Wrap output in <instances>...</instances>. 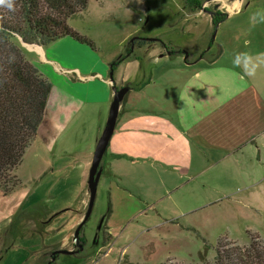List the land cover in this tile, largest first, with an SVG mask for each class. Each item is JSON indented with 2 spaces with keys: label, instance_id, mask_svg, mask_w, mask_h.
<instances>
[{
  "label": "rangeland",
  "instance_id": "rangeland-1",
  "mask_svg": "<svg viewBox=\"0 0 264 264\" xmlns=\"http://www.w3.org/2000/svg\"><path fill=\"white\" fill-rule=\"evenodd\" d=\"M201 1L191 11L184 0H89L68 23L94 50L56 41L43 46V59L16 41L53 92L41 134L15 171L19 187L0 191V264H50L71 223L86 214L82 196L71 206L63 203L80 187L79 164L92 162L113 83L130 88L116 130L128 120L145 126L137 147L117 158L111 157L112 136L80 234L84 249L75 245V254L60 255L55 264H218L219 240L225 254L264 263V117L236 121L229 109L243 98L241 91L264 96V62L251 76L233 63L237 53L264 61V22L252 20L264 0H244L235 12L223 11L242 0ZM215 6L227 14L217 26L208 13ZM132 38L155 42L118 62ZM179 50L192 57L184 60ZM214 59L215 82L206 83L197 73ZM208 107L215 116L207 115ZM107 162L114 165L110 174ZM87 179L84 174L85 186ZM102 224L110 235L104 245ZM108 244L114 251L105 256Z\"/></svg>",
  "mask_w": 264,
  "mask_h": 264
},
{
  "label": "trees",
  "instance_id": "trees-1",
  "mask_svg": "<svg viewBox=\"0 0 264 264\" xmlns=\"http://www.w3.org/2000/svg\"><path fill=\"white\" fill-rule=\"evenodd\" d=\"M184 2L185 8L191 11L202 6L201 0ZM88 3L89 0H15L14 10L0 6V191L4 194L14 192L20 185L15 171L38 135L53 89L16 41L45 46L69 39L94 50V43L68 23L84 11ZM226 16L221 13L216 21H224ZM130 55L131 52H127L118 62ZM101 229L104 233L103 224ZM255 240L252 238L250 251L255 247ZM85 243V238L79 235L77 248L84 247ZM225 248L219 240L215 247L218 264H249L232 254V250L225 254ZM207 252L208 249L199 255L202 260ZM168 264H173L170 259ZM259 264L264 263L260 260Z\"/></svg>",
  "mask_w": 264,
  "mask_h": 264
},
{
  "label": "crops",
  "instance_id": "crops-1",
  "mask_svg": "<svg viewBox=\"0 0 264 264\" xmlns=\"http://www.w3.org/2000/svg\"><path fill=\"white\" fill-rule=\"evenodd\" d=\"M243 1L244 0L240 1L237 7L225 8L223 12H227V11L228 12H235V11H237V9L240 8V6H241ZM59 41H72V40L62 39V40H59ZM73 43H75V42H73ZM75 44H77V43H75ZM77 45L83 46V45H80V44H77ZM83 47H86V46H83ZM39 48L41 50L37 51V52L41 54V57L43 59H45L44 53L46 54V51H44L43 46H40ZM179 54L182 55L184 60H189L192 57L190 55L188 57H184V55L181 52H179ZM176 55H174V56H176ZM174 56H172V58ZM203 56L204 55H201L200 59L201 58L202 59L197 61L196 62L197 64H199V63L204 61L203 60ZM30 61L33 62L36 65V67H37L38 63H37V61H35V59L33 57L30 58ZM187 62H188V65H194L195 64L194 61H187ZM197 76H199L202 80L204 79V81L206 83L215 82V59L212 60V64L209 67H207L205 69H202L200 72H198ZM89 77H91V76H88V78ZM105 81H106V83L108 85L112 84L111 79H105ZM115 87H116V84L113 83V86H112L113 92H114V88ZM52 92H53V89H52ZM52 92H51V94H52ZM240 94L243 95V98L240 99L238 103L229 102V109L232 111L231 115L233 114L232 116H235V120L236 121H239V120H243L244 121V120H246L245 122L250 123V122L255 121L257 118H259V119L263 118L264 117V96L260 95L259 97H257L256 93L253 94L251 92H248L245 95V91H241ZM126 97H127V95H126ZM48 106H49V102H48V105H47V109H48ZM47 109H46V112H47ZM123 111H124V109L122 108V104H121L119 115ZM206 111H208L207 115L215 116V108L208 107ZM46 112H45V114H46ZM229 113H230V111H229ZM44 120H45V116H44ZM44 120H43V122H44ZM43 122H42V124H41V126L39 128L37 137L40 136V134H41V130H42V127H43L42 126ZM144 124H147V123H144ZM144 126L145 125H141L138 122H135V121H132V120H128L122 125V127L119 130H116V128H115L114 133L116 135V140L114 142V148L111 149V157L112 158H117V157L121 156L122 154H125L123 150H130L132 148L135 149L137 147L136 145L138 144V142L140 140L139 136H140V133H141V131H140L141 127H144ZM101 128H102L101 125H99L97 127V139H96L97 142L99 140L98 134H99V132H101ZM96 145H97V143H96ZM91 156H93V155H91ZM79 165L81 167V180H82V176L84 174L86 175V178H88V174H89V170H90V169L88 170V168L91 167L90 159L81 162V164H79ZM106 166H107L106 172L110 174V172H112V168L114 167V165H113L112 162H107ZM109 170H110V172H109ZM81 180H80V187L74 189V191L72 190L73 191L72 192V197L69 198V200L67 199L65 201V203H63V204H66V206H71L75 201H77L82 196L80 204L83 206V207L81 206L83 208V210L87 212L88 203H89V190H88V185L85 186L84 184H82ZM87 184H88V182H87ZM66 208L68 209V207H66ZM80 210H82V209L79 208L78 214H80V212H81ZM84 216H85V214H83V213L80 214L77 221L78 222L81 221L84 218ZM77 221H75V222L73 221L71 223V225L69 226V229H71L72 232L70 234L68 233V234H66L64 236V241L60 243V246L58 247L59 248L58 251H60V250L73 251V249H75V245H76L75 243H77V240H76V237H75L74 233H75L76 228L78 227V225H77L78 222ZM73 230H74V232H73ZM105 233H106V235H105ZM105 233H103V235L105 236L103 245L106 244V240H107L108 235H109L108 230H105ZM107 246H108V251L104 252L105 256L108 255V252L114 251L113 244H108V245H106V247ZM3 248L4 247H2V250H3ZM83 249H84V247H83ZM105 253H107V254H105ZM60 255H65V254L60 253ZM68 255H70V254H68ZM59 256H57L54 259L52 258L51 261H50V264H55V262L58 260Z\"/></svg>",
  "mask_w": 264,
  "mask_h": 264
},
{
  "label": "water",
  "instance_id": "water-1",
  "mask_svg": "<svg viewBox=\"0 0 264 264\" xmlns=\"http://www.w3.org/2000/svg\"><path fill=\"white\" fill-rule=\"evenodd\" d=\"M136 38V37H135ZM135 38L131 39V42L135 41ZM148 41H154V38H144ZM21 43L23 45H29L26 44L24 42ZM31 46V45H29ZM40 47V46H38ZM111 81H113V77L111 78ZM130 88L125 86V87H121V88H114V98L113 101L111 103L110 109H109V114H108V118L104 127V130L97 142L96 148H95V152L93 155V159L91 162V167L89 170V174H88V190H89V203H88V208H87V212L82 220V222L78 225V227L75 230V237L76 240L80 235V231L82 229V227L84 226V224L87 222V220L89 219L93 208H94V204H95V200H96V194H97V186L99 183V180L103 174V169L101 168V163L103 160V157L105 156L111 138L114 134L116 125H117V120L119 117V113H120V107L122 102L125 100L127 93L129 92ZM83 247L80 246L78 248V251H82ZM63 254H74L75 250L70 251V250H61L60 251Z\"/></svg>",
  "mask_w": 264,
  "mask_h": 264
},
{
  "label": "clouds",
  "instance_id": "clouds-1",
  "mask_svg": "<svg viewBox=\"0 0 264 264\" xmlns=\"http://www.w3.org/2000/svg\"><path fill=\"white\" fill-rule=\"evenodd\" d=\"M15 0H0V6L7 7L14 10ZM253 22H264V10H258L252 17ZM264 57V53L259 54ZM264 61H257L249 53H237L234 57L233 63L236 67H244L248 75H254L260 63Z\"/></svg>",
  "mask_w": 264,
  "mask_h": 264
},
{
  "label": "flooded vegetation",
  "instance_id": "flooded-vegetation-1",
  "mask_svg": "<svg viewBox=\"0 0 264 264\" xmlns=\"http://www.w3.org/2000/svg\"><path fill=\"white\" fill-rule=\"evenodd\" d=\"M202 4H203V2H202ZM208 13H211L212 15H213V18L215 17V26H217L220 22H223V21H216L217 19H216V17H217V15H219L220 13H221V10H220V7H218V6H215V12H213V11H209ZM223 13V12H222ZM215 15V16H214ZM144 42H149L148 40H144V39H139V40H135V41H133V42H131V44H130V48H129V51L128 52H132L133 51V49L137 46V48L138 49H140V48H142V44L144 43ZM155 42V41H154ZM161 42V41H160ZM162 43V42H161ZM131 50V51H130ZM179 52H181L183 55H184V57H188L189 56V54L186 52V51H184V50H179ZM131 56V55H130ZM125 86H127V85H124V87Z\"/></svg>",
  "mask_w": 264,
  "mask_h": 264
},
{
  "label": "bare ground",
  "instance_id": "bare-ground-1",
  "mask_svg": "<svg viewBox=\"0 0 264 264\" xmlns=\"http://www.w3.org/2000/svg\"><path fill=\"white\" fill-rule=\"evenodd\" d=\"M238 4H239V2L234 3V6H233V7H237ZM26 46H27V48H28L30 51H32V50L40 51V50H41L38 46H29V45H26Z\"/></svg>",
  "mask_w": 264,
  "mask_h": 264
},
{
  "label": "built area",
  "instance_id": "built-area-1",
  "mask_svg": "<svg viewBox=\"0 0 264 264\" xmlns=\"http://www.w3.org/2000/svg\"><path fill=\"white\" fill-rule=\"evenodd\" d=\"M105 254H107V253H105Z\"/></svg>",
  "mask_w": 264,
  "mask_h": 264
}]
</instances>
